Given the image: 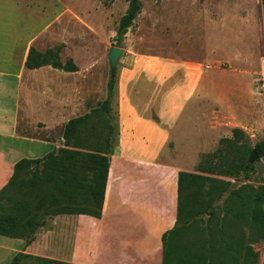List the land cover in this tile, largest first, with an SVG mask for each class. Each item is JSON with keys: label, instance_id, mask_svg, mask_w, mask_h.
Segmentation results:
<instances>
[{"label": "crops", "instance_id": "0c3cea01", "mask_svg": "<svg viewBox=\"0 0 264 264\" xmlns=\"http://www.w3.org/2000/svg\"><path fill=\"white\" fill-rule=\"evenodd\" d=\"M47 34L45 26L25 37L14 34L9 56L0 60V189L17 161L62 146L65 123L99 109L107 95V83L100 97L93 93L103 77L93 61L82 67L75 61L71 71L26 66L30 49L52 48ZM113 78L115 144L99 217L49 214L28 243L0 235V264L18 252L73 264H161V237L176 220L177 174L189 171L178 163L179 139L204 128L200 110L208 93L198 67L164 57L120 60ZM191 147L186 141L187 152Z\"/></svg>", "mask_w": 264, "mask_h": 264}, {"label": "rangeland", "instance_id": "374dc122", "mask_svg": "<svg viewBox=\"0 0 264 264\" xmlns=\"http://www.w3.org/2000/svg\"><path fill=\"white\" fill-rule=\"evenodd\" d=\"M140 2L139 14L117 43L114 36L128 0H0V60L9 56L5 55L9 50L7 43H12L14 34L25 37L38 33L45 26L47 35L51 34L48 43L53 51L52 61L58 54L57 46L61 45L62 58L68 67L75 61L81 67L91 61L96 63L95 70L103 74L102 83L93 85V93L98 97L106 90L111 77L107 59L111 46L122 49L118 63L143 54V57H164L193 64L202 72L200 86L208 93L200 110L205 126L192 130L191 138L179 139V166L199 173L202 164L205 168L202 170H206L203 174L226 182L229 190L241 189L243 185H264V159L257 156L253 161L255 168L248 175L238 167L248 160L255 143L264 139V88L259 87L264 80L263 1ZM111 125L112 120L98 109L79 125L69 146L84 153L108 146L113 148L115 134L110 132ZM234 129L242 132L239 148L229 147L225 140L232 138ZM186 141L192 146L188 152L184 148ZM187 157L191 158L190 163ZM213 196L215 193L209 191L205 201L208 199L216 206L218 201H213ZM226 201L239 211L233 198L227 197ZM62 202L56 209L67 208ZM224 224L227 236L245 239L257 253L255 264H264L261 223L250 227L230 216ZM201 228L202 225H196L190 229L189 236L194 241L203 236ZM12 231L21 235L23 226H13ZM15 238L24 241L21 237ZM46 259L30 255L21 257L17 264H59Z\"/></svg>", "mask_w": 264, "mask_h": 264}, {"label": "trees", "instance_id": "16d2710c", "mask_svg": "<svg viewBox=\"0 0 264 264\" xmlns=\"http://www.w3.org/2000/svg\"><path fill=\"white\" fill-rule=\"evenodd\" d=\"M262 1L264 5V0ZM140 9V0H128L114 36L117 43L121 41ZM56 55L52 61L51 49L41 54L30 49L25 64L28 68L49 64L63 70L76 69L74 64L71 67L67 66V62L62 64L58 54ZM113 86L114 78L110 77L107 81V95L99 108L110 120ZM97 110L92 109L65 123L62 131L64 146L53 148L42 157L22 158L13 165L11 176L0 189V213H4L0 215V235L21 237L28 243L49 214L84 213L99 217L112 148L108 146L84 153L69 146L79 125ZM110 132L115 134L114 124L111 125ZM240 133L239 129H234L232 138L225 139L229 147L239 148V144H242L239 143ZM252 149L258 158L264 159V139L255 143ZM222 164L216 166L221 168ZM203 166L199 165V173L180 170L177 174L176 220L173 227L161 237V264H255L257 253L245 239L228 237L224 223L231 216L250 227L261 223L264 228V185H243L241 189L229 190L226 182L203 174L206 172L202 170L205 169ZM238 167L244 175L255 168L248 160ZM209 191L215 193L212 200L218 201L216 206L208 199L205 201ZM225 194L224 200L219 202ZM227 197L237 202L239 211L226 201ZM65 199L68 201L62 202ZM59 202L64 203L67 208L56 209ZM7 221L18 228L23 226L24 232L21 235L13 232V226H9ZM196 225H202L203 236L194 241L189 236V231ZM27 256L30 255L18 252L8 264H17L21 257ZM46 261L67 264L55 260Z\"/></svg>", "mask_w": 264, "mask_h": 264}, {"label": "water", "instance_id": "95a60500", "mask_svg": "<svg viewBox=\"0 0 264 264\" xmlns=\"http://www.w3.org/2000/svg\"><path fill=\"white\" fill-rule=\"evenodd\" d=\"M122 53V49L116 46H111L108 51L107 59L109 63V69H110V76L113 78L115 75L116 65L119 60V57ZM257 153L254 149L251 150L248 162L253 163V161L257 158Z\"/></svg>", "mask_w": 264, "mask_h": 264}, {"label": "built area", "instance_id": "2783aa9c", "mask_svg": "<svg viewBox=\"0 0 264 264\" xmlns=\"http://www.w3.org/2000/svg\"><path fill=\"white\" fill-rule=\"evenodd\" d=\"M260 88H264V80L259 85Z\"/></svg>", "mask_w": 264, "mask_h": 264}]
</instances>
